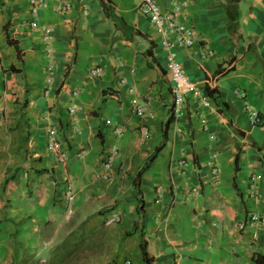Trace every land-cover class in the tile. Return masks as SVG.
<instances>
[{"label": "crops", "instance_id": "crops-1", "mask_svg": "<svg viewBox=\"0 0 264 264\" xmlns=\"http://www.w3.org/2000/svg\"><path fill=\"white\" fill-rule=\"evenodd\" d=\"M29 1L0 0V264L46 260L82 224L110 229L112 264H141L139 236L151 264H253V255L264 256V224H247L252 213L264 216V0H155L163 12L184 4L173 21L190 25L195 43L177 50V61L210 92L211 109L186 100L176 123L166 54L135 0H65V13L48 2L34 14ZM31 20L51 28L48 83ZM92 67L99 78L89 76ZM132 101L147 116H134ZM243 102L260 118L256 126ZM50 126L61 136L63 164L46 150ZM211 154L215 178L204 165ZM109 155L106 178L96 179ZM114 210L120 221L106 226Z\"/></svg>", "mask_w": 264, "mask_h": 264}, {"label": "built area", "instance_id": "built-area-1", "mask_svg": "<svg viewBox=\"0 0 264 264\" xmlns=\"http://www.w3.org/2000/svg\"><path fill=\"white\" fill-rule=\"evenodd\" d=\"M136 7L139 10L140 14L145 17L153 29L154 33L158 36L160 45L163 51L166 54V73L168 75L170 83V96L172 104L170 107V114L173 123H176L178 120L182 119L184 116V111L186 108V100H194L200 108L209 110L211 109L210 100L207 96V93L201 88L197 87L195 83L189 80L182 68L177 61V50L188 49L195 43V36L190 25L184 23H176L173 21V17L178 14L183 3L173 7L170 12H163L157 6L155 0H135ZM48 2L53 3L52 10L57 13H65L70 9V4L65 0H30L29 1V12L34 14L37 9H45L48 7ZM181 5V6H180ZM82 12L85 13L86 10L83 7ZM30 29H38L40 31V43L45 57L47 58L45 66V78L44 83H48L50 80L51 74L54 72V62L51 59L52 53V35L51 28L49 26H37L36 21L31 20L29 22ZM88 74L91 78L97 79L101 76V68L92 67L88 70ZM210 81H206V85H209ZM131 92L130 90H128ZM48 91H44L43 95H47ZM238 95L241 100L245 99V94L243 92H238ZM245 101V100H244ZM131 113L138 117L143 118L145 109L142 104L131 102ZM243 110L247 113V119L252 126H256L260 122L257 113L249 109V104L243 102ZM69 112H72V109H69ZM196 115H198L196 113ZM148 117H151L148 114ZM199 123L203 125L204 120L201 115H198ZM141 138L146 139L149 136V131L146 127H140ZM176 132L180 133V128L176 127ZM78 133V132H77ZM212 139V136L209 137ZM61 136L57 133L56 129L53 127L46 128V150L51 153L56 161L59 164H63L67 157L61 149ZM113 156V155H112ZM112 156H108L107 159L101 164V172L96 174L97 178L105 179L106 176H103L105 172L112 163ZM216 158L215 154H211L209 158L204 161V165L209 169L210 175L212 177L218 176V167L214 163ZM176 164L181 167L183 170L186 168L187 163L184 160H179ZM162 187L157 186L155 189V194L157 197H160ZM192 196L196 195V190L192 189ZM63 198L65 201H70L72 195L69 191L63 193ZM155 203H158L159 200L155 199ZM120 212L114 210L108 219L105 220L106 225L117 224L120 221ZM249 225L264 224V216H261L256 213H252L247 221ZM201 222H197L196 225H200ZM210 243V240L208 241ZM124 264H130L129 261H126Z\"/></svg>", "mask_w": 264, "mask_h": 264}, {"label": "trees", "instance_id": "trees-1", "mask_svg": "<svg viewBox=\"0 0 264 264\" xmlns=\"http://www.w3.org/2000/svg\"><path fill=\"white\" fill-rule=\"evenodd\" d=\"M6 43L8 45L13 46L16 52V56L19 55V50L17 48L16 42L6 38ZM151 45V44H150ZM13 67H10L9 70H12ZM220 73V69L218 74ZM210 94V92H207ZM169 120L167 121V124ZM166 124V125H167ZM162 144L157 146L154 149L152 155L146 160L144 166L137 173L134 182L136 183L139 175L142 171H144L149 163L153 160L156 153L161 149ZM84 224L78 227V230L75 232H71L66 238H64L58 245H56L50 252L48 258L46 260L35 259L32 255H24L21 260L17 264H68V259L73 255V250L77 246L78 243H83L94 232L93 231H84ZM84 231V232H83ZM86 232V233H85ZM138 249L140 252L141 264H151V258L147 256L145 250V242L142 240L141 236H139ZM253 264H264V256L261 255H253L252 257Z\"/></svg>", "mask_w": 264, "mask_h": 264}, {"label": "rangeland", "instance_id": "rangeland-1", "mask_svg": "<svg viewBox=\"0 0 264 264\" xmlns=\"http://www.w3.org/2000/svg\"><path fill=\"white\" fill-rule=\"evenodd\" d=\"M110 233L107 227L96 228L91 238L77 244L73 255L68 259V264H112L115 262L116 258L109 259L110 247H112L109 241ZM116 264L119 262L116 261Z\"/></svg>", "mask_w": 264, "mask_h": 264}]
</instances>
